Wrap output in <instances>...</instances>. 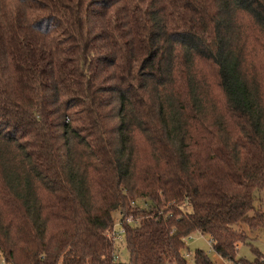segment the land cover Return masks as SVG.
Segmentation results:
<instances>
[{
    "label": "trees",
    "instance_id": "obj_1",
    "mask_svg": "<svg viewBox=\"0 0 264 264\" xmlns=\"http://www.w3.org/2000/svg\"><path fill=\"white\" fill-rule=\"evenodd\" d=\"M263 205L264 0H0L5 264L236 263Z\"/></svg>",
    "mask_w": 264,
    "mask_h": 264
},
{
    "label": "rangeland",
    "instance_id": "obj_2",
    "mask_svg": "<svg viewBox=\"0 0 264 264\" xmlns=\"http://www.w3.org/2000/svg\"><path fill=\"white\" fill-rule=\"evenodd\" d=\"M249 26V22L247 23ZM264 207V205H263ZM119 215L116 214V218ZM244 230L250 236L251 245H241L238 251V260L236 263H231L227 260L222 259L217 255L211 247V239L208 236H203L200 234H194L187 240V249L185 255L188 254L187 259L188 264H195L194 255L197 250H202L209 255L211 260L216 264H264V230L258 232H250L246 227ZM120 249V261L127 262L129 260V253L126 246L119 247ZM258 251V255L255 252ZM0 264H5L3 262L2 256L0 254Z\"/></svg>",
    "mask_w": 264,
    "mask_h": 264
},
{
    "label": "built area",
    "instance_id": "obj_3",
    "mask_svg": "<svg viewBox=\"0 0 264 264\" xmlns=\"http://www.w3.org/2000/svg\"><path fill=\"white\" fill-rule=\"evenodd\" d=\"M128 223H132L133 220L131 218H128L126 220ZM123 222L121 221V219H118L117 221V227L115 228V230L112 232V238L115 241L116 245H120V246H126V242H125V229L122 227ZM186 257L188 258L189 255L186 254ZM113 262L117 263L120 262V254L119 253H115L113 256Z\"/></svg>",
    "mask_w": 264,
    "mask_h": 264
}]
</instances>
